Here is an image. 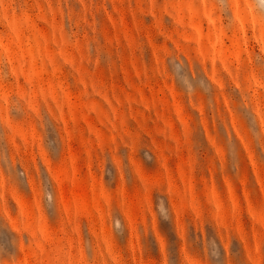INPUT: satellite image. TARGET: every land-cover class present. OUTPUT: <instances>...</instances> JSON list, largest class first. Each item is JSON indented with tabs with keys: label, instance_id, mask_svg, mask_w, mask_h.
<instances>
[{
	"label": "rangeland",
	"instance_id": "374dc122",
	"mask_svg": "<svg viewBox=\"0 0 264 264\" xmlns=\"http://www.w3.org/2000/svg\"><path fill=\"white\" fill-rule=\"evenodd\" d=\"M0 264H264V0H0Z\"/></svg>",
	"mask_w": 264,
	"mask_h": 264
}]
</instances>
